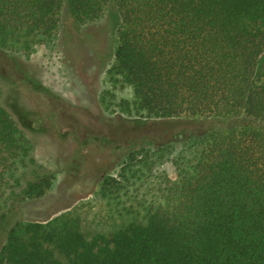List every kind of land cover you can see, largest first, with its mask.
Wrapping results in <instances>:
<instances>
[{"label": "trees", "instance_id": "1", "mask_svg": "<svg viewBox=\"0 0 264 264\" xmlns=\"http://www.w3.org/2000/svg\"><path fill=\"white\" fill-rule=\"evenodd\" d=\"M63 3L78 23L117 13L104 100L129 87L121 112L202 126L134 144L101 177L109 228L75 210L15 219L0 264H264V0H0V48L52 39ZM32 151L0 103V216L53 185Z\"/></svg>", "mask_w": 264, "mask_h": 264}, {"label": "rangeland", "instance_id": "2", "mask_svg": "<svg viewBox=\"0 0 264 264\" xmlns=\"http://www.w3.org/2000/svg\"><path fill=\"white\" fill-rule=\"evenodd\" d=\"M117 13L78 23L65 3L52 39L28 53L0 48V103L31 139L37 164L54 173L40 198L10 206L0 216V247L15 219L47 221L77 211L86 230L107 229L113 217L97 193L103 175L115 174L128 150L144 140L162 139L202 126L184 118L155 119L121 112L115 101L132 99L129 87L109 102L105 71L112 61ZM170 174V163L162 165Z\"/></svg>", "mask_w": 264, "mask_h": 264}]
</instances>
